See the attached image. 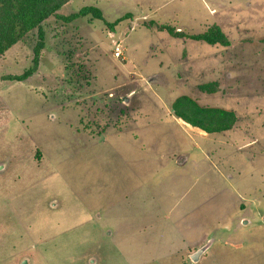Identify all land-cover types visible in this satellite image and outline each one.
Instances as JSON below:
<instances>
[{
	"label": "rangeland",
	"instance_id": "rangeland-1",
	"mask_svg": "<svg viewBox=\"0 0 264 264\" xmlns=\"http://www.w3.org/2000/svg\"><path fill=\"white\" fill-rule=\"evenodd\" d=\"M84 5L131 17L110 30L50 16L24 80L2 77L30 65L36 29L0 55V264H264V97H233L236 81L263 95L264 0H69L58 13ZM150 19L217 25L229 45ZM180 95L236 106L237 128L194 134L173 118Z\"/></svg>",
	"mask_w": 264,
	"mask_h": 264
},
{
	"label": "trees",
	"instance_id": "trees-1",
	"mask_svg": "<svg viewBox=\"0 0 264 264\" xmlns=\"http://www.w3.org/2000/svg\"><path fill=\"white\" fill-rule=\"evenodd\" d=\"M69 0H0V55L9 47L21 40L29 31L36 29V40L32 47L30 65L19 74H6L2 78L7 80H24L32 75L39 64L41 51L45 45V30L43 21L50 16L65 23L89 15L91 18L102 19L110 30L123 19L130 18L131 13L126 12L112 21L103 18L102 11L94 5H84L77 11L67 15L58 13L60 7ZM147 27H155L158 30H166L175 37H187L195 40H203L209 44L229 45V39L217 25L207 27L201 33H189L177 30L174 25L159 23L152 19L144 22ZM207 85L202 88H207ZM175 115L181 117L191 125L197 126L206 132L230 128L235 116L230 110L219 108L201 107L189 96L180 95L173 101ZM38 160V165H47L46 157L41 156V150L33 145L31 148Z\"/></svg>",
	"mask_w": 264,
	"mask_h": 264
},
{
	"label": "crops",
	"instance_id": "crops-1",
	"mask_svg": "<svg viewBox=\"0 0 264 264\" xmlns=\"http://www.w3.org/2000/svg\"><path fill=\"white\" fill-rule=\"evenodd\" d=\"M179 27V26H178ZM176 29H177V27H176ZM236 83L237 84H235L234 86L235 87H233L234 88V93H233V97H236L235 99H234V102L235 103H237V104H235L238 108L240 107L239 106V102H242L243 101V99H244V96L243 95H246L245 97H248L249 95H250V98H254V97H259V96H261V97H264V83H262L261 82V85H262V88H261V90H263L261 93H263V95H260L258 92H256V93H252V94H250L248 91H242V84L241 83H238V81H236ZM239 86V87H238ZM236 106H234L233 108H225V107H223L225 110H230V111H232L233 113H234V116H235V119H239L240 118V114H239V112H238V108H236ZM217 107V106H216ZM237 110H236V109ZM173 115V114H172ZM173 118L176 120V122H179L180 124H184L185 126H187L188 127V129L191 131V132H193L194 134H197L198 136H200V137H203V138H205V139H208L210 136L212 137V139H214V140H216L215 139V135L216 134H218L219 132H216V131H214V132H206L205 130H203V129H200V128H198L197 126H194V125H191V124H189L188 122H186V121H184L183 119H181L180 117H178V116H176V115H173ZM233 128H237V126H236V120H235V122H234V124L232 125V127H230V129H233Z\"/></svg>",
	"mask_w": 264,
	"mask_h": 264
},
{
	"label": "built area",
	"instance_id": "built-area-1",
	"mask_svg": "<svg viewBox=\"0 0 264 264\" xmlns=\"http://www.w3.org/2000/svg\"><path fill=\"white\" fill-rule=\"evenodd\" d=\"M113 54L115 57H120L122 54L121 44L119 42H114Z\"/></svg>",
	"mask_w": 264,
	"mask_h": 264
},
{
	"label": "water",
	"instance_id": "water-1",
	"mask_svg": "<svg viewBox=\"0 0 264 264\" xmlns=\"http://www.w3.org/2000/svg\"><path fill=\"white\" fill-rule=\"evenodd\" d=\"M206 246V245H205ZM204 247H201L199 249H197L193 254L192 257L194 258L198 253H200L203 250ZM22 264H25V261H22Z\"/></svg>",
	"mask_w": 264,
	"mask_h": 264
}]
</instances>
